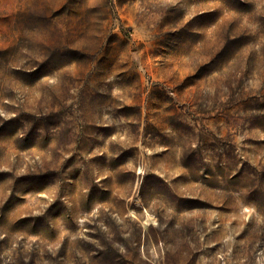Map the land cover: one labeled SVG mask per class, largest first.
Masks as SVG:
<instances>
[{"label":"rangeland","instance_id":"rangeland-1","mask_svg":"<svg viewBox=\"0 0 264 264\" xmlns=\"http://www.w3.org/2000/svg\"><path fill=\"white\" fill-rule=\"evenodd\" d=\"M0 264H264V0H0Z\"/></svg>","mask_w":264,"mask_h":264}]
</instances>
